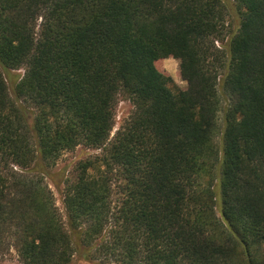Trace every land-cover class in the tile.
Wrapping results in <instances>:
<instances>
[{
  "label": "trees",
  "instance_id": "1",
  "mask_svg": "<svg viewBox=\"0 0 264 264\" xmlns=\"http://www.w3.org/2000/svg\"><path fill=\"white\" fill-rule=\"evenodd\" d=\"M227 1L234 27L223 0H0V251L264 264V0ZM21 69L13 97L4 71ZM78 146L98 153L65 182Z\"/></svg>",
  "mask_w": 264,
  "mask_h": 264
},
{
  "label": "rangeland",
  "instance_id": "2",
  "mask_svg": "<svg viewBox=\"0 0 264 264\" xmlns=\"http://www.w3.org/2000/svg\"><path fill=\"white\" fill-rule=\"evenodd\" d=\"M230 8L231 13L229 16L230 22L233 27L237 22V11L236 7L227 0H223ZM157 68L159 71L164 74L172 77L175 85L180 88L186 87V83L180 77V68L179 61L173 58L160 60L157 62ZM24 69L14 70V71H4V75L7 79L10 93L14 97V89L16 84L21 80L24 76ZM133 110L131 103L125 100L123 97L119 99L116 112H115V127L113 129L111 137L115 134L116 130L120 127L121 121L124 117H127ZM223 112L220 114V121H222ZM98 151H94L91 149H87L83 146H78L72 151L65 152L60 159L56 167L54 168V172L62 174V179L67 181H72L75 178L77 173V165L80 161L88 158L90 155H95ZM50 184V188L54 194V199L57 207L60 212L64 216V208H63V195L60 191L56 189V187L51 183V181L47 180ZM0 264H23L16 249L13 246L12 239L7 237L5 239V243L3 248L0 251ZM70 264H98V263H86L83 260H80L77 256L74 257Z\"/></svg>",
  "mask_w": 264,
  "mask_h": 264
}]
</instances>
